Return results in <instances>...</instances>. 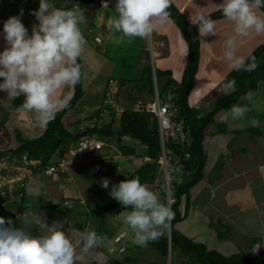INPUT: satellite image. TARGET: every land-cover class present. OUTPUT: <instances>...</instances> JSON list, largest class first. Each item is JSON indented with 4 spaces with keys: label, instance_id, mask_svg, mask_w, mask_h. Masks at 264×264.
Instances as JSON below:
<instances>
[{
    "label": "clouds",
    "instance_id": "clouds-1",
    "mask_svg": "<svg viewBox=\"0 0 264 264\" xmlns=\"http://www.w3.org/2000/svg\"><path fill=\"white\" fill-rule=\"evenodd\" d=\"M170 6L171 0H116L117 16L110 18L109 24L124 37L148 39L169 21ZM220 7L223 16L234 25V34L224 42L229 66L235 71H255L257 58L239 55L237 38L264 34V15L258 13V9L264 8V0H222ZM31 14L38 21L31 35L21 21L23 9L19 16L4 22L8 47L0 53V92L10 98L23 95L22 107L34 113L37 124L44 127L68 106L72 89L81 82L78 60L87 41L80 25L86 23V17L79 7L57 8L50 0H40L39 9ZM194 24L200 37L217 34L216 21L204 14H198ZM233 91L234 80L225 85V94ZM255 95L249 90L241 99L251 102ZM249 111L247 105L237 104L231 107L229 115L233 121L243 120ZM248 123L260 126L255 118ZM109 184L110 180L103 178L100 186L107 189ZM109 195L130 209L124 223L134 234L135 244L145 247L169 229L174 216L171 208L139 178L113 184ZM21 221L22 226L16 227L11 220L0 217V264H77L82 256L92 264H107L103 252L98 251L105 238L95 231L68 234L54 223L47 226L46 232L34 235L31 229L39 223L37 214L26 211Z\"/></svg>",
    "mask_w": 264,
    "mask_h": 264
},
{
    "label": "crops",
    "instance_id": "crops-1",
    "mask_svg": "<svg viewBox=\"0 0 264 264\" xmlns=\"http://www.w3.org/2000/svg\"><path fill=\"white\" fill-rule=\"evenodd\" d=\"M33 1L34 0H13V3H18L24 7L28 6L38 10L39 6L36 7V5L33 4ZM171 1L181 12L186 14L190 22L193 21V23L191 22L192 24L196 21L198 14H204L209 17L222 10L220 7L222 0ZM8 2L11 3L12 0H8ZM106 2L107 6H109V2ZM63 4H65V2ZM262 13L264 14V12ZM5 14L6 17H0V21H7L9 19V17H7V11L4 12V15ZM93 17H95V19H90L88 21V25L84 27L82 32L85 39L88 40L87 45L95 55L97 53L95 47L99 43L93 40V36L90 35L92 29L95 30V37H100L103 42L102 44L105 45L106 41L105 39L103 41V35L98 34L97 29L101 26V28L103 27L106 30L108 29L111 31V28L108 26V19L107 22L104 23L103 18L97 19L98 17L95 15ZM33 20H37L35 16H33ZM214 20L216 21L217 34L215 36L209 35L206 37H200L201 50L199 69L194 79V88L189 96L190 106L201 105L203 111L206 110L204 105L207 99H211L213 102L225 92V80L229 72L232 70L224 56V42L229 36L234 34V25L225 17ZM24 25L33 27L32 24ZM171 27H174L172 35L169 32ZM4 35L5 34H0V53L8 47ZM172 37L174 38L172 39ZM237 39V53L247 57L255 48L264 43V34L257 35L253 33L247 37H238ZM173 40L174 43H172ZM143 49L151 52L150 59L152 58L154 63H156L157 60L165 61L162 63L163 67L161 66L160 69L164 71H171L172 78L177 81H181L188 59V45L183 38L180 29L171 18L165 26H160L152 34V36L148 38L147 45ZM178 52L186 58L185 64L180 69H177L175 64L166 62L171 61L172 55ZM206 57L210 60L209 68L217 74L218 78L201 77L200 65ZM144 58L147 59V57L142 56L143 60ZM85 67L86 64H84V77L86 75ZM163 80H165V77H163ZM0 82H2V78H0ZM201 82L203 86L200 87ZM262 92V94H259L258 92V95L254 96L251 102L241 99L237 103L239 105H247L250 109L243 120L233 121L229 115L230 109H225L221 110L215 116L214 121L207 126L205 129L204 139V148L207 156L205 177L200 182L201 185L195 188L193 187L194 190L191 191L192 202L197 189L210 185L212 190L211 192H213L214 196L211 202L208 201L205 204V207L215 208L217 210V223L224 228L221 230L224 231L222 238H229L232 236L230 239L238 243V245H240L239 247H242L241 251L246 252L249 257H252L256 262L264 261L263 88ZM146 96L144 98H147ZM16 98L7 97L6 93L0 92V157L11 153L12 150L19 146L20 143L17 139V133H20L24 138L34 139L39 137L46 128V126L41 127L37 124L35 114L25 110L22 107L23 104L16 106L14 104ZM259 99L262 100L260 101ZM120 105L122 109L126 108L124 104L120 103ZM250 118H255L260 122V130L258 134L253 135L245 131L246 129L252 127L248 123ZM76 121L65 120V123ZM104 139L103 148L97 151L73 154L71 151L76 147L74 143H72L69 148L64 150L62 149L63 151H58V157L55 158L52 163H56L61 159H66L68 161L66 171L59 175L45 176L37 174L32 180H30L25 185L23 193L24 198L29 204V208L26 211H30L31 208L34 207V203L44 206L40 203V201L54 200L55 202L65 204L69 207V209L74 207L71 215H76L77 212H85L87 215L85 218L87 221L90 220L89 215L97 213L96 210L99 209L96 206L97 198L110 197L109 193L112 185L127 180L130 174H132L137 169V166L140 165L137 162L136 155H131L132 157L125 156L119 148H116L118 151L116 155H113L112 158L108 157L105 148H112V142L116 143V140L114 137H107ZM135 143L129 139H125L122 142L124 145L131 144V146L137 148L140 144ZM224 145H226V149H224ZM224 150H232L233 155H230V158L224 160L222 168L217 169L216 164L221 156L220 154H223L222 151ZM208 152L212 153L213 158L215 157L214 160H212L213 158L209 159ZM119 158H123V161H117ZM110 167L117 168L111 178L107 174L101 175L102 172L107 171ZM212 176L214 180H212ZM103 178H108L110 180V184L107 189L100 186ZM234 192L238 195L236 198L230 196ZM21 195L22 194H20V196ZM108 199L109 202L116 201L112 197ZM65 202H67V204ZM68 204L72 205L70 206ZM77 205H81L82 207L77 209ZM120 207L121 206H119V208ZM39 216L41 219H39L38 224L40 226V232L43 233V221L45 219L50 220V216L46 217L43 212ZM221 217H223V221L221 220ZM67 219L69 220L71 217H67ZM64 222L61 224H64ZM61 224H59V227L64 228ZM68 224L70 223L68 222ZM88 225L89 231H97L96 228L92 226L93 224L88 222ZM228 228H230V230ZM79 230L81 231L82 229ZM233 232L237 235L235 236L231 234L230 236V233ZM96 233L98 234V232ZM226 234L227 236H225ZM258 243L262 244L263 247L260 251L254 253L252 251V247Z\"/></svg>",
    "mask_w": 264,
    "mask_h": 264
},
{
    "label": "trees",
    "instance_id": "trees-1",
    "mask_svg": "<svg viewBox=\"0 0 264 264\" xmlns=\"http://www.w3.org/2000/svg\"><path fill=\"white\" fill-rule=\"evenodd\" d=\"M65 1L67 0H50V2H55L54 5L57 8H71V6H67V8L63 6ZM77 1L81 2H79V7H83L92 0ZM260 10L264 12V8H261ZM168 11L170 12V18L180 29L183 38L187 42V64L181 81L173 79L171 71L156 69L155 73L157 80L159 81V85L161 86L160 89L162 94L164 95L170 88L172 89L171 92L174 95V103L180 108L182 115L191 126L193 142L190 146L183 147L178 144H170V146L180 155L183 151H188L190 153V158L185 161L186 168L190 170V173L185 174L176 182L177 184L174 189L175 201L171 206L174 216L171 220L169 229L159 239L149 242L146 248L143 249L139 246L137 247L143 249L144 252L154 249L163 259L162 264H166L169 255L173 258L172 264H264V261H254L244 251L226 255L218 250L210 249L204 242H199L194 238L189 237L177 226L178 223L185 220L189 216L191 189L199 184L205 177V169L207 166V156L204 148L206 127L214 121L215 116L221 110L231 109V107L236 105L249 90L257 94L263 88L264 43L259 45L249 54L254 55L257 58L258 67L256 70L253 72H246L235 71L232 69L226 77L225 85L229 81L234 80L235 91L230 94H225V92L222 93L216 100L213 101L212 106L207 110L206 114L199 117L198 115L202 112V109L193 108L189 104V96L194 88V79L199 69L200 62L201 41L199 29L195 24L190 22L186 14L181 12L172 1ZM221 17H224L222 10L209 16V18L212 19ZM4 22L5 21H0V34H4ZM25 27L28 29L29 35H31L32 27ZM141 56L147 57L148 63L139 67V71L135 78L121 77L119 78L120 81L118 83L122 86L128 81H136L134 89L137 92H147V94L151 95L154 93V72L150 63V52L146 49H141ZM78 63L81 65L82 79L81 82L74 87L72 99L70 100L68 106L57 113L55 119L46 126L44 132L39 137L27 139L20 133H17V139L20 144L16 149L12 150V154L22 156L27 153L31 158L40 159L42 161L41 168L40 172L37 174L48 176L46 170L52 164V161L55 159L54 157L58 151L69 148L72 143H74L77 147L83 136L97 134L101 138L114 137L119 150L125 156H138L137 148L131 145L122 144L125 139H129L137 144L145 146L146 153L144 156L147 155L151 158L157 159L161 150L158 125L156 122H152L150 120L149 114L133 111L131 109V105L124 108L118 119L116 109L111 104L105 105L104 110L109 113L110 118L104 123L100 122L99 119L104 111L102 108L97 109L93 114L85 117L84 120L86 122L95 120V123L92 128H87L84 132H81L79 129V125L84 123L82 120L65 123L64 118L66 115L77 106L85 94V69L81 57L78 60ZM163 77H165V80H163ZM117 95H119V93ZM23 102L24 96L21 95L16 98L14 104L18 106L23 104ZM116 122H118L119 125H116ZM259 130V127H251L245 131L254 135L258 134ZM223 165V161L218 160L216 168L220 169ZM116 169V167H110L107 171L102 172L101 175L107 174L111 178ZM64 172H60L58 175ZM134 178H139L142 184L146 185L148 188H152L158 178L157 165L155 163H140V165L137 166V169L130 174L128 179ZM24 189L25 186L16 187L13 195L8 196L9 202H7V207L15 211L14 213H6L4 212L5 209L0 206V217H4L6 220H11L16 227L22 226L21 217L18 216L23 215L29 208V204L24 198ZM161 193V202L167 205L163 189ZM20 194L22 195L20 196ZM40 203H42L44 207L51 208L63 214L68 211L72 212V209H69L65 204L55 202L54 200H42ZM109 203H111V210H114L117 207V211L115 213H120L125 210V208L118 202L114 204V201H110ZM119 206L121 207L119 208ZM99 212H97V214L102 215ZM78 215L87 217L85 212L78 213ZM78 215H71V219L78 229H83L86 226L85 224H88V221L86 218L85 220H77ZM31 231L34 235L41 234L39 224H35ZM104 233L110 235L109 232L104 231ZM98 234L100 235L99 232ZM223 235L224 233H219L220 238H222ZM179 255L182 259L177 263L175 260ZM132 261L133 256L126 251L109 258L107 260V264H128Z\"/></svg>",
    "mask_w": 264,
    "mask_h": 264
},
{
    "label": "rangeland",
    "instance_id": "rangeland-1",
    "mask_svg": "<svg viewBox=\"0 0 264 264\" xmlns=\"http://www.w3.org/2000/svg\"><path fill=\"white\" fill-rule=\"evenodd\" d=\"M107 1L109 2V6H107V3L100 5V1L99 2L93 1L85 5L86 7L85 6L79 7L80 1L67 0L65 1V4H63V6L66 8L67 6H71V8L69 9H72L74 7H79V9L82 11L84 16L86 17V23L80 25L81 30L83 31L84 27L88 25V21L90 19H95V17H93L94 15L98 17L97 19L103 18L104 23L107 22V19L110 20V18L117 16V13L115 11L116 0H111V1L107 0ZM39 3H40V0L33 1V4L36 5V7L39 6ZM51 3L53 5L55 4V2H51ZM21 9H23V15L21 16V21L23 24H32V25L38 24L37 20H33L34 15L31 14L33 11H35L34 8H31L28 6L24 7L18 3H13V0L11 3L8 2V0H0V17L2 18L6 17V14L4 15V12L6 11L8 12L7 17L9 18L13 16H19ZM258 12L260 15H264L259 9H258ZM108 26L111 28L110 29L111 31H109L108 29L106 30L103 27L101 28V26L97 29V33L103 35V41L105 39L106 42H105V45H103L102 44L103 42L101 39V43H99L95 47L96 48L95 50L97 51L95 55L92 53L90 47L87 44L85 46V49H84L85 52H83L81 56L83 64H86V67H85L86 75L84 77L85 78L84 79L85 94L83 98L79 101L77 106L66 115V117L64 118L66 121L82 120L84 121L85 124L86 123L94 124L95 120L86 122L84 119L86 116L93 114L97 109L102 108L104 112L99 118L100 122H103V123L105 121L107 122L110 116H109V113H107V111L104 110L103 99L106 94V89L108 87L109 80L115 79L117 80V83H118L120 81L119 78L121 77L135 78L136 74L139 71V67H142L143 64L148 63V59L144 58L143 60L141 56V49H143L147 45L148 39H141L138 37L130 39L128 37H124L121 33L115 32L113 27L109 24V21H108ZM169 32L172 35V33L174 32V27H171ZM95 34H96L95 30L92 29V32L90 35L93 36L92 37L93 40L96 41ZM173 38L174 37H172V39ZM86 41L88 43L87 39ZM172 43H174V40ZM152 61L153 60L151 58L150 63L153 67ZM164 62L165 61L157 60L156 63H154L155 70L160 69L161 66L163 67L162 63ZM166 62L167 63L171 62L172 64L176 65L177 69H180L185 64L186 58L185 56L183 57V55H181L180 52H178L172 55L171 61H166ZM209 63H210V60L207 59V57L201 63L200 65L201 77L202 78L203 77L218 78L217 74L212 69L209 68L210 67ZM84 73H85V70H84ZM135 84H136V81H133V82L128 81L126 84L122 86L120 85V83H118L119 95L117 98H118L119 103L124 104V106L128 107L132 104L133 101L137 99H143L147 95V92H142V93L137 92L134 89ZM157 84H158V87L161 88V86L159 85V81L157 82ZM201 86H203L202 82L200 84V87ZM73 89H72V93H73ZM263 89H264V86H263ZM63 91L64 90H61V92ZM160 93L162 94L161 89H160ZM262 93L263 92L261 89L259 91V94H262ZM257 95L258 94H256L255 96ZM259 100L261 101L262 99H259ZM209 101H211V99ZM119 107H121L120 104H119ZM116 148H118V145L115 142L114 143L112 142V148H105L106 154L108 155V157L112 158L113 155L117 154L118 151ZM224 149H226V145H224ZM137 150H138V153H137L138 156H136V159H137V162L140 164L141 157L146 153V149H145V146L140 144L139 146H137ZM222 152L223 154H220L221 156L219 155L220 157L218 160L223 161V162L225 159L230 158V155H233L232 150L231 151L224 150ZM208 153H209V159H212L213 158L212 153L210 152ZM57 154L55 155L54 158L58 157ZM122 159L123 158H119L117 159V161H121ZM214 159L215 157L212 160ZM213 176H212V180H214ZM199 185H201V183H199L195 187ZM149 189L154 191L158 195L161 201V198H162L161 191L163 188H162L160 179L156 181V183L152 186V188L149 187ZM192 190L194 189L192 188L191 191ZM211 191L212 190H211L210 185L209 186L207 185V187L205 186L201 187L195 191V195L193 196L192 202L190 204L189 217L181 221L180 223H178L177 226L182 232H184L189 237L194 238L196 241L204 242L210 249L218 250L226 255L240 252L242 250V247H239L240 245H238V243L230 239L232 237L231 234L235 235L234 232L230 233L231 237L229 238L219 237V233H223L224 231H221V230H223L224 228H222V226H220V224L217 223L218 221L217 210L215 208L205 207V204L208 201L211 202L214 196L213 192ZM230 196H232L233 198H236L238 195L236 194V192H234ZM116 203L117 201H114V204ZM96 204H97L96 206L99 208L96 210V212L100 211L99 213H101L103 216L98 215L97 213L95 214L92 213L89 215L90 220H88V222L93 224L92 226L97 229L96 232H99L100 236H103L105 238L104 246L102 247V249H99L98 251L103 252L106 261L109 258L122 253L121 251L117 250L114 252L113 250L116 249L114 238L117 237L118 234H123L124 235L122 238L123 240L119 244L120 246H124L123 247L125 249L124 252L128 251L133 256V261L128 264H162L163 263V259L157 254V252L154 249L144 252L143 249L146 248L147 246L141 247L133 242L134 234L131 232L128 226L124 223V218L130 211V209H125L120 213H115L117 211L116 210L117 207L114 210H111L112 207L111 208L109 207L110 206L109 199L105 197H101V198L98 197L96 200ZM68 205L71 206L72 204H68ZM81 207H82L81 205L76 206L77 209ZM72 209H74V207ZM30 211L33 213H36L38 216L42 212L44 213L46 217L50 216L49 218L50 220L45 219L43 221V224H44L43 232L47 231V226L51 227L54 223H57L56 224L57 228L65 230L68 234L69 233L73 234L77 231H80L74 225L72 219H69V220L67 219V217L69 216L72 217L71 216L72 213L70 211H68L67 213L61 214L59 212L54 211L51 208H45L44 206L38 203H34V207H32ZM76 214L78 215V212ZM39 219H41L40 216H39ZM79 219L85 220V217L78 215L77 220ZM221 220L223 221V217H221ZM63 222L64 224H61ZM68 222L70 224H68ZM59 224L63 225L64 228L59 227ZM85 225L86 226L81 231H83L86 228L88 230L89 225L88 224H85ZM99 228H103V229H99ZM228 229L230 230V228ZM102 230H104L105 232H109L110 235L105 234L104 231ZM225 236H227V234ZM137 246L143 249H140ZM181 259L182 257L179 255L175 261L178 263L180 262ZM172 261H173V258L171 255H169V257L167 258L166 264H172ZM77 264H92V262L89 260V258L82 256L78 260Z\"/></svg>",
    "mask_w": 264,
    "mask_h": 264
},
{
    "label": "built area",
    "instance_id": "built-area-1",
    "mask_svg": "<svg viewBox=\"0 0 264 264\" xmlns=\"http://www.w3.org/2000/svg\"><path fill=\"white\" fill-rule=\"evenodd\" d=\"M100 1V5L106 4L107 0H92ZM96 41L101 43V38L96 36ZM154 60L152 61V63ZM154 70V93L147 94V98L137 99L132 102L131 109L135 112H142L149 114L150 120L156 122L158 125L159 137H160V154L157 159L151 158L147 155L141 158L143 163H155L158 168V178L160 179L162 188L165 193L167 206L171 208L172 203L175 201L174 189L178 179L182 178L185 174L190 173V170L186 168L185 161L190 158L188 151H183L182 154H178L174 148L170 146L181 145L183 147L190 146L193 142L192 129L189 123H187L185 117L182 115L180 108L174 103V95L171 92V88L166 94L160 93V87H158V80ZM118 83L115 79H110L106 94L103 99V105L111 104L117 111V119L120 117L122 111L118 103ZM212 101L209 99L205 102L206 110L198 115L204 116L208 109L212 106ZM193 108L202 109L201 105H193ZM116 125H119L116 122ZM94 124L82 123L79 125L81 132L86 131L87 128H92ZM207 128V127H206ZM104 138L99 137L97 134L85 135L80 139V142L76 148L71 152L73 154L93 152L102 149L104 146ZM132 157V156H131ZM41 160L31 158L27 153L22 156L13 155L12 152L0 157V206L5 209L6 213H14L15 211L7 207L9 202L8 196H12L16 187L25 186L31 179H33L41 168ZM68 161L66 159L58 160L56 163H52L46 173L48 175H57L60 172H64L67 169ZM67 204V202H65ZM19 215L18 217H22ZM123 234L114 238L115 248L113 251H122L124 246L119 247V243L122 241ZM262 244H256L252 247L254 253L262 249Z\"/></svg>",
    "mask_w": 264,
    "mask_h": 264
}]
</instances>
